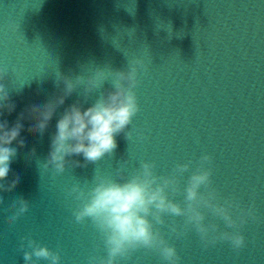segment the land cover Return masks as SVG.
<instances>
[{
	"label": "clouds",
	"instance_id": "9594fccd",
	"mask_svg": "<svg viewBox=\"0 0 264 264\" xmlns=\"http://www.w3.org/2000/svg\"><path fill=\"white\" fill-rule=\"evenodd\" d=\"M85 66L81 65V72L74 76L58 71L54 82L58 91L42 104L27 105L11 123L6 117L16 111L17 105L6 85L0 83V191L12 192L20 183L18 174L12 173L10 181L8 177L19 150L26 147L21 133L26 131L40 139L48 132L54 117L58 116L48 155L43 161L37 160L41 162L39 167L54 176L64 173L68 166L87 167L105 156L110 158L118 146L116 137L121 133L132 139L133 119L140 111L135 89L139 74L146 71L145 61L128 60L126 69H114L110 64L94 65L91 72H86ZM8 74V68L0 69V81ZM106 82L111 84L108 89H104ZM15 90L19 94L20 88ZM78 90H82L83 100L65 106L66 100ZM96 92L99 95L95 101L85 108L84 104ZM62 107L63 111L59 112ZM34 156L35 148L26 154V159L31 161ZM73 157H82L83 162ZM212 163L213 158L205 154L194 171L189 161L178 163L169 174L161 175L154 161H141L134 172L125 175L124 161L115 178L96 173L90 187L72 185L67 190V195L77 202L72 216L78 224L86 220L92 223L106 253L89 255L88 264H123L140 249L158 253L166 264H180L177 249L158 227L165 224V215L183 218L182 225H168L177 237L194 229L205 248L226 241L236 251L243 249L246 239L241 229L249 218L256 219L254 207L242 208L235 199L221 197L213 184ZM189 172L186 185L181 188V178ZM178 194H183L182 204L172 198ZM2 204L4 200L0 197ZM29 207L28 200L14 199L6 209L11 212L7 218L9 226L28 212ZM209 214L213 219H208ZM217 218L231 231H221L215 222ZM19 250L24 264H39L40 260L61 264L59 251L41 245L30 236L21 238Z\"/></svg>",
	"mask_w": 264,
	"mask_h": 264
}]
</instances>
